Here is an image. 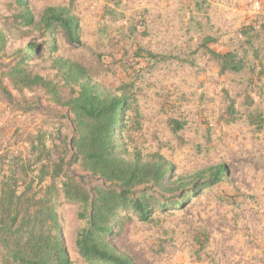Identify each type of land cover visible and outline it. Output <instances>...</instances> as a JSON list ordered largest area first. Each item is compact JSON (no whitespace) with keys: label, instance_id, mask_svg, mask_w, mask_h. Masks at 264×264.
Instances as JSON below:
<instances>
[{"label":"rangeland","instance_id":"obj_1","mask_svg":"<svg viewBox=\"0 0 264 264\" xmlns=\"http://www.w3.org/2000/svg\"><path fill=\"white\" fill-rule=\"evenodd\" d=\"M29 1L37 17L48 6H71L80 17L83 46L60 34L58 56L96 65L101 70L96 80L107 88L131 86L142 128L130 145L161 153L179 175L218 164L229 171L228 183L183 208L157 212L153 223L133 216L115 239L118 248L135 264H264V130L248 117L260 112L264 118V0ZM9 3L0 0V28L13 14ZM206 37L216 40L208 46L217 53L245 56L255 65L254 74L246 69L221 75L204 51ZM31 39L42 41L38 32L16 38L9 57L0 59V79L14 98L9 101L0 89V153L23 150L26 135L38 130L72 136L66 109L49 104L41 92L19 94L2 76L14 63V48ZM138 49L163 58L136 57ZM43 65L30 63L33 72L52 77ZM225 92L235 102L236 121L226 112ZM19 112L24 120L17 118ZM174 119L186 123L177 134L170 126ZM63 140L56 136L53 143L62 147ZM67 161L68 171L86 187L101 184L73 163L71 153ZM58 213L72 263L101 264L78 252L77 234L86 226L78 218L79 204L62 196Z\"/></svg>","mask_w":264,"mask_h":264},{"label":"trees","instance_id":"obj_2","mask_svg":"<svg viewBox=\"0 0 264 264\" xmlns=\"http://www.w3.org/2000/svg\"><path fill=\"white\" fill-rule=\"evenodd\" d=\"M8 6L13 14L0 28V59L9 57L8 48L16 38H32L38 32L42 41L31 39L14 48V63L5 67L2 76L19 94L41 92L49 104L66 109L72 136L67 139L59 129L38 130L26 135L23 150L8 148L0 153V264H73L58 213L62 196L79 204L78 218L86 221L76 240L85 261L135 264L115 243L133 216L153 223L157 212L183 208L213 186L228 183L229 171L218 164L179 175L161 153L130 145L142 128L131 86L107 88L96 80L101 71L96 65L57 55L60 34L71 45L83 46L81 19L73 7L48 6L37 17L29 0H10ZM214 42L206 37L203 47L221 75L246 69L254 74L255 65L245 56L217 53L208 46ZM135 56L163 58L143 49ZM259 58L255 52L254 59ZM34 60L53 76L33 72ZM0 89L14 101L1 79ZM224 102L231 121H236L235 102L227 92ZM248 117L252 126L264 130L260 112ZM185 125L170 121L175 134ZM56 136L65 139L62 147L53 143ZM68 153L101 184L86 187L81 177L69 172Z\"/></svg>","mask_w":264,"mask_h":264},{"label":"built area","instance_id":"obj_3","mask_svg":"<svg viewBox=\"0 0 264 264\" xmlns=\"http://www.w3.org/2000/svg\"><path fill=\"white\" fill-rule=\"evenodd\" d=\"M257 6H258V4L256 5V7ZM17 118L20 119V120H24L25 119V115H23V113L19 112Z\"/></svg>","mask_w":264,"mask_h":264}]
</instances>
